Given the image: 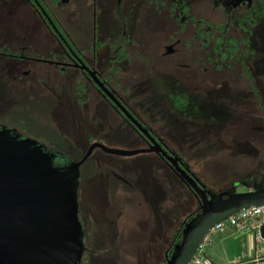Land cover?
Returning a JSON list of instances; mask_svg holds the SVG:
<instances>
[{"label": "rangeland", "instance_id": "obj_1", "mask_svg": "<svg viewBox=\"0 0 264 264\" xmlns=\"http://www.w3.org/2000/svg\"><path fill=\"white\" fill-rule=\"evenodd\" d=\"M199 1L206 14L207 0ZM110 10L104 9L97 17L99 36L101 26L108 25L106 12ZM262 10L264 0L251 6L247 13L235 11L231 15L245 20L247 14L252 16ZM73 16L76 17L68 12L64 19L71 25L69 32L76 34L78 26ZM214 17L221 21V13L216 12ZM36 18L32 19V26L23 24L30 19L27 12L0 0V47L19 50L20 57L32 56L36 61L38 56L56 52L55 42L50 44L38 36L33 25ZM88 21L85 19V23ZM85 23L81 30L88 35L90 26ZM26 26V39L20 40L15 32ZM31 27L34 36L30 34ZM244 29L253 32L248 46L254 50L247 59L251 71L245 73V78L238 77L237 66L232 72H219L213 79V74H197L186 68L175 75L168 72L165 64L154 75L145 72L128 82L123 78L119 89L124 92L123 87L127 86V94L122 96L130 100V107L150 127L152 138L164 152L181 160L190 177L205 187L208 200L264 188V16L256 18L253 27L243 22L234 24L231 33L236 39H243ZM79 43L82 45L83 41ZM3 62L0 60V128L17 124L13 118L21 105H27L24 133L57 143L59 152L51 162L53 169L77 163L92 144L123 152L146 148V143L104 103L93 118L88 105L55 98L57 95L44 84L41 89L8 87L1 74H13L20 63L13 59ZM201 68L206 69L202 65ZM33 90L37 95L29 97ZM43 151L50 149L44 146ZM68 178L73 182L79 216H88L95 224L133 243L123 247L124 252L137 255L138 260L124 264H142L145 257L156 259L163 245L172 241L184 221L196 211L195 201L185 186L152 153L118 157L95 149ZM121 183L130 185L136 193L138 212H118L116 201L109 200L108 193L116 187L127 190ZM114 252L110 249L109 256ZM89 258L92 264H98L96 258Z\"/></svg>", "mask_w": 264, "mask_h": 264}, {"label": "flooded vegetation", "instance_id": "obj_2", "mask_svg": "<svg viewBox=\"0 0 264 264\" xmlns=\"http://www.w3.org/2000/svg\"><path fill=\"white\" fill-rule=\"evenodd\" d=\"M6 1L13 8L24 9L30 16V19L23 24L32 26V19L37 17V22L33 25L40 39L50 44L55 42L58 47V50L51 55L44 54L36 57L38 61L32 59V56L20 57L19 50L0 47V60L4 61L3 63L6 59L17 60L20 63L14 67L13 74H1L6 85L10 88L26 86L41 89V84H44L50 88L49 91L53 90L57 95L55 98L67 99L70 104L78 106L88 105L93 118L99 115V108L103 103L108 105L111 111L146 143V148L141 151L154 147L161 151L142 154H155L162 166L177 178L169 163L162 157L161 153H165L164 150L152 138L153 131L147 124H143L140 116L130 107V100L123 97L127 94V86L123 87L124 92L119 91L121 84L124 83L123 78L128 82L145 72L154 75L158 71L161 72L165 64L169 66L168 72L175 75L180 73L181 68H186L197 74L202 72L213 74V79H216L219 72L229 73L234 71L233 67L237 66L240 71L237 73L238 77L245 78V73L248 74L251 71L249 70L251 63L247 61L251 53L250 45L248 46L250 34L242 32L244 38L236 39L231 32L234 24L243 22L246 25L252 21L256 22V18L263 17L264 13L262 10L252 16L247 14L248 17L245 20L235 14V16L231 15L235 11L247 13L251 6L260 4L262 0H207L209 8L206 14L203 13L199 0ZM106 8L111 9L106 12L108 25L101 26L99 36L96 20ZM68 12L76 16H73L78 26L76 34L69 32L71 25L64 19ZM216 12L221 13L220 22L217 21L219 17H214ZM85 19L89 21L85 23ZM84 23L90 26L88 35L81 30ZM26 29H28L27 26L21 32L16 31L15 36L25 40ZM29 31L32 36L35 35L34 28L31 27ZM81 41H83L82 45L79 43ZM201 65L206 69L202 70ZM40 81L42 83H38ZM31 95L36 96L37 91L33 90L29 97ZM52 98L48 96L49 100ZM27 112L28 106L21 105L19 113L13 118L17 124L14 123L12 127L5 125L0 129L9 131L10 135L15 136L17 140L35 142L42 152L52 155V160L56 159L59 152L57 143L24 133L23 116H28ZM33 125L36 126L35 123ZM136 126H139L145 134ZM44 146L49 148L50 152L43 151ZM95 149L99 148L93 150ZM167 156L174 159L176 165L190 177V174L184 170L181 160ZM190 178L205 192L208 199L205 187L198 184L196 178ZM178 180L185 186L196 204V211L191 220L200 214L199 203L192 191L179 178ZM121 185L127 186V190L116 187L113 192L108 193L109 200L116 201L118 212L127 211L130 214L138 212L140 204L136 193L130 185L126 183ZM76 219L79 225L77 264H92L89 257L96 258L98 264H124L125 261L133 263L135 258L138 260L137 255L128 256L124 252L127 245L133 246L128 239L121 238L113 233V230L95 224L88 216H79L78 208ZM186 223L185 220L176 234L177 237L180 236ZM175 245L172 238L169 244L163 245V250L156 259L145 257L141 263L166 264ZM120 247L124 248L117 251ZM110 249L115 251L111 257Z\"/></svg>", "mask_w": 264, "mask_h": 264}, {"label": "water", "instance_id": "obj_3", "mask_svg": "<svg viewBox=\"0 0 264 264\" xmlns=\"http://www.w3.org/2000/svg\"><path fill=\"white\" fill-rule=\"evenodd\" d=\"M94 148L122 157L161 152L157 147L123 152L92 145L77 163L59 170L51 167L53 156L42 152L35 142L17 140L9 131L0 129V264L78 263L79 225L73 182L67 176L78 169ZM161 154L192 191L200 208V214L184 225L181 241L173 247L166 264H190L214 225L241 210L264 207V188L208 200L174 159ZM260 236L264 240V226L260 228Z\"/></svg>", "mask_w": 264, "mask_h": 264}, {"label": "crops", "instance_id": "obj_4", "mask_svg": "<svg viewBox=\"0 0 264 264\" xmlns=\"http://www.w3.org/2000/svg\"><path fill=\"white\" fill-rule=\"evenodd\" d=\"M201 254L200 264H264V240L227 229L214 233Z\"/></svg>", "mask_w": 264, "mask_h": 264}, {"label": "built area", "instance_id": "obj_5", "mask_svg": "<svg viewBox=\"0 0 264 264\" xmlns=\"http://www.w3.org/2000/svg\"><path fill=\"white\" fill-rule=\"evenodd\" d=\"M264 226V207H250L220 221L214 225L204 236L197 250L195 251L190 264H200L202 249L211 240L214 233L227 229L233 230L238 235H252L255 242L262 240L260 228Z\"/></svg>", "mask_w": 264, "mask_h": 264}, {"label": "trees", "instance_id": "obj_6", "mask_svg": "<svg viewBox=\"0 0 264 264\" xmlns=\"http://www.w3.org/2000/svg\"><path fill=\"white\" fill-rule=\"evenodd\" d=\"M263 16H264V13L262 14ZM246 25H249V27H253L254 25H255V21H252L251 23H246ZM240 26V25H239ZM243 32H245L247 35L248 34H253L252 32H250V29H244L243 30ZM251 36V35H250ZM234 49L236 50L237 49V47H236V44H235V46H234ZM251 52H253V50L251 49ZM226 55V54H225ZM189 220H190V218L189 219H186V222H189ZM181 236H182V231H181V233H180V236H176V234L172 237L173 238V240L175 241V244L177 245L179 242H180V240H181ZM172 253H173V251H172Z\"/></svg>", "mask_w": 264, "mask_h": 264}]
</instances>
